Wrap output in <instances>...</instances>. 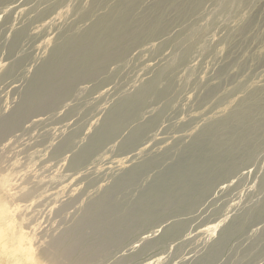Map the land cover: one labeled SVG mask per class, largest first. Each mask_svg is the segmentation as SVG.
Listing matches in <instances>:
<instances>
[{"label": "rangeland", "instance_id": "obj_1", "mask_svg": "<svg viewBox=\"0 0 264 264\" xmlns=\"http://www.w3.org/2000/svg\"><path fill=\"white\" fill-rule=\"evenodd\" d=\"M123 13L107 63L23 106L52 46ZM8 120L0 264L66 260L77 229L97 244L63 264H264V0H0Z\"/></svg>", "mask_w": 264, "mask_h": 264}, {"label": "bare ground", "instance_id": "obj_2", "mask_svg": "<svg viewBox=\"0 0 264 264\" xmlns=\"http://www.w3.org/2000/svg\"><path fill=\"white\" fill-rule=\"evenodd\" d=\"M108 15L101 16L97 21H94L88 28H86L81 34L66 35L61 45L63 48H66L64 52L63 48L60 49L58 45L55 47L52 46L53 48L51 47V50H53L52 54L58 56L59 60L55 61L54 63L51 61H47L35 72L28 91L22 96L23 106L25 108H30L32 107V105L38 103L49 104L55 101L58 95H60L61 97L65 96V94H67V92L71 90L70 88L76 82H78L80 79H84L90 74H93L100 66H103L109 61L108 50L109 48H112L113 45L121 43L124 35L130 31V19L129 15L126 13L118 19H116L117 17H115V19H112ZM105 31L107 32L106 37L101 42L98 39V35H100L102 32V34H104ZM66 64H68L69 67L67 68V71L63 73L62 69ZM56 77H59L66 82L64 85V89L61 93H58V95L54 82V79ZM247 86L248 85H245L244 82L241 81L234 86L233 90L245 91ZM222 114L224 115V121L226 120L238 123L242 122L247 117L246 114H244L241 110H233L232 112L230 111L227 114ZM125 116H127V114L124 115V117ZM122 118L123 117H121V119ZM9 123H11V120L5 121L4 123L0 122V133L4 128L7 127ZM16 215H18V213ZM16 218L17 216L14 219ZM16 221L13 222V225L14 223H16ZM9 223L11 222L9 221ZM79 232L80 230L77 229L69 231L66 230L63 233L62 237L58 241L60 244L59 254H61V257L65 258L66 260H52L53 263L50 264H63L64 261L69 262L70 260H74L75 256L79 253H90L94 249L95 245L97 244V236L95 232L92 231L91 233L87 234L88 238L82 236V233ZM31 241H33L32 237L30 238V242ZM20 261L21 260H18L17 262Z\"/></svg>", "mask_w": 264, "mask_h": 264}]
</instances>
